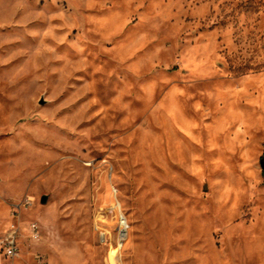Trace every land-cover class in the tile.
Segmentation results:
<instances>
[{"label":"rangeland","instance_id":"rangeland-1","mask_svg":"<svg viewBox=\"0 0 264 264\" xmlns=\"http://www.w3.org/2000/svg\"><path fill=\"white\" fill-rule=\"evenodd\" d=\"M263 164L264 0H0V264H264Z\"/></svg>","mask_w":264,"mask_h":264},{"label":"built area","instance_id":"built-area-1","mask_svg":"<svg viewBox=\"0 0 264 264\" xmlns=\"http://www.w3.org/2000/svg\"><path fill=\"white\" fill-rule=\"evenodd\" d=\"M116 190V188H114ZM30 201V200H29ZM118 221L119 240L122 242L128 236L129 222L118 199L114 204ZM29 237L38 239L40 236V225L34 220L29 224ZM24 234L19 226L12 224L5 231L0 232V253L7 257L18 256L21 252V239Z\"/></svg>","mask_w":264,"mask_h":264},{"label":"bare ground","instance_id":"bare-ground-1","mask_svg":"<svg viewBox=\"0 0 264 264\" xmlns=\"http://www.w3.org/2000/svg\"><path fill=\"white\" fill-rule=\"evenodd\" d=\"M194 59V58H193ZM187 60V59H186ZM190 61V60H189ZM192 61H194V60H191V63H192ZM190 63V62H189ZM194 63H195V61H194ZM122 245L120 244L118 247H114V248H112L111 249V251H110V260H111V262H112V264H117V260H118V252H119V248L121 247ZM123 247V246H122Z\"/></svg>","mask_w":264,"mask_h":264},{"label":"water","instance_id":"water-1","mask_svg":"<svg viewBox=\"0 0 264 264\" xmlns=\"http://www.w3.org/2000/svg\"><path fill=\"white\" fill-rule=\"evenodd\" d=\"M263 166H264V164H263ZM205 188H206V186H205ZM47 199H48V195L47 194H43L42 197H41V201L42 202H46Z\"/></svg>","mask_w":264,"mask_h":264}]
</instances>
